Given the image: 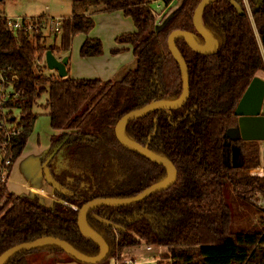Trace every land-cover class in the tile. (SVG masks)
I'll use <instances>...</instances> for the list:
<instances>
[{"label":"trees","instance_id":"1","mask_svg":"<svg viewBox=\"0 0 264 264\" xmlns=\"http://www.w3.org/2000/svg\"><path fill=\"white\" fill-rule=\"evenodd\" d=\"M174 1L72 0L69 34L87 37L79 50L82 58L104 53L102 41L89 37L96 13L121 12L133 20L135 31L118 37L116 43L131 48L137 69L117 82L48 73L47 51L57 56L69 53L46 43L48 20L37 19L28 32L15 30L0 16V123H13L14 112L20 114L6 174L24 154L38 120L33 112L36 100L47 93L50 127L59 133L51 138L50 154L63 143L49 168L72 193L66 197L55 192L61 202L45 206L37 196L10 193L0 172V256L14 246L53 237L97 257L101 250L79 229L81 208L96 199H129L168 179L164 166L126 149L115 128L127 114L147 105L181 99L182 71L168 40L173 31H183L198 47H205L194 26L195 10L204 0H185L170 13ZM159 2L165 7L162 13L153 9ZM233 3L245 14H238ZM257 3L217 0L203 11L201 26L214 47L207 55L189 48L184 38H175V48L188 66V101L176 110L143 115L122 133L174 165L176 182L138 204L101 206L87 216L89 230L110 249L108 258L98 264H109L142 242L170 247L174 260L164 264H264V211L254 202L264 197V174L251 175L262 163L259 145L227 136L238 125L235 110L243 94L259 73L264 74L258 39L264 34V1L254 13ZM157 23L160 28L153 31ZM1 77L14 90L5 104ZM190 250L194 255L188 256ZM37 252L55 254V264L64 263V257L84 264L53 246L18 254L6 264H29V256Z\"/></svg>","mask_w":264,"mask_h":264},{"label":"water","instance_id":"2","mask_svg":"<svg viewBox=\"0 0 264 264\" xmlns=\"http://www.w3.org/2000/svg\"><path fill=\"white\" fill-rule=\"evenodd\" d=\"M2 1L3 0H0V2ZM216 1L217 0L202 1L194 13L195 15L194 16V26L205 40L204 48L198 47L193 41L191 35L183 31H173V34L170 36L168 40L169 49L173 57L176 59V61L180 65L181 71H182V81H184V85H183V93H182V96L180 97L181 99L173 104L159 102V103H152L150 105H147L143 107V109L141 110L127 114L126 117L123 118L117 124L115 128V133L117 135L118 141L126 149L128 148L134 152H137L141 156L143 157L145 156L150 161L158 165L164 166L169 173L168 179L162 182L161 184L151 186L145 189L144 192L134 197H131L129 199H112V200L96 199L95 201L89 202L81 208V210L79 211V215H78L79 229H80V232L86 238L92 241L101 250L100 254L97 257H88L82 253H79L77 250H74L65 241L63 242L53 237H47V238L37 239L31 243L17 245V246H14V248H11L5 251V253H3L0 256V264L8 263L12 258H14L18 254H21L24 252H31L38 248L47 247V246H53L62 251H65L67 254L72 256L74 259H76L80 263L81 262L85 264L101 263L108 258L110 254V249H108V246L106 245V243L98 235L96 236L94 233H92L89 230L87 226V216L97 207H101V206L129 207L130 205L138 204L140 202L145 201V199H147L149 196L162 192L163 190L169 189L175 184L176 179H177V170L175 166L172 165L169 161H167L163 157H159L158 155L153 153L147 147H141L129 141L128 139L124 137L122 131L127 126L128 123L142 118L143 115H146L153 111H159V110H165V111L176 110L182 107L188 101L189 99L188 97L190 93L188 66L185 64V61L179 54L178 50L175 48L174 41H175V38L182 37L185 39L189 48H192L195 52L203 54V55L209 54L214 48L213 40L210 34L204 31L201 26V16H202L201 14L209 5L215 3ZM263 1L264 0H258V3L254 9V13H256L257 11L261 9L263 5ZM233 6L237 10L238 14H242V15L245 14V12L243 11L240 5L233 3ZM260 40L264 48V34H262V36L260 37ZM46 53L47 54L45 57V61H46L47 69H49L50 71L56 72L58 76H60L61 78L67 77L68 70L66 69V67L68 65L69 58L64 57L62 59H59L55 56L54 52L52 51H47ZM263 107H264V79L257 76L256 78H254V80L251 82L248 89L243 94L242 100L240 101V103L238 104L235 110L236 116L239 118L238 125L236 128L230 129L228 131L227 133L228 138L229 139L240 138L242 141L244 140L246 142L264 141V113L262 112ZM62 145L63 143L61 144V146H58L57 148H55L52 151V154L45 160V163L43 164V177H44V181H46V183L50 185L54 189L55 192L61 195L70 197L72 196L71 191H69L63 185H60L55 180V178L52 175L51 169L48 166V163L52 161V159L61 149Z\"/></svg>","mask_w":264,"mask_h":264},{"label":"rangeland","instance_id":"3","mask_svg":"<svg viewBox=\"0 0 264 264\" xmlns=\"http://www.w3.org/2000/svg\"><path fill=\"white\" fill-rule=\"evenodd\" d=\"M184 0H175L173 5L169 8L172 13L178 8ZM72 0H5L0 2V15L7 20L21 21L24 18H46L50 22H61V27L58 35L49 27H46L44 36L46 37V43L48 45L57 46L67 45L69 42V53L70 54V73L71 78L81 79H101L106 82L108 79H121L122 72H129L130 70L137 69L136 59L131 49H125L122 53H113L114 49L119 48L116 43L118 37L123 36L126 33H132L136 27L133 20L129 17L124 16L120 12L114 13H96V23L94 29L89 34L90 38L98 37L102 41L103 55L91 58H82L80 55V47L86 36L77 34L74 38L69 34V25L72 14ZM154 11H161L165 9L164 5L159 2L153 5ZM160 25L157 23L153 26V31H156ZM53 71H48V73ZM262 79L264 74L259 73ZM120 77V78H119ZM48 94L43 93L37 100L34 106L33 112L37 115V123L31 138L28 141V147L36 148L38 145L44 147H50L51 138L54 134L50 127V119L48 118L49 110L47 108ZM264 113V107L262 109ZM14 117L17 121H20V114L18 111L14 112ZM264 141L256 142L259 145V156L264 158ZM27 147V148H28ZM48 151V150H47ZM46 151V152H47ZM48 153V152H47ZM46 153V154H47ZM33 153H29L25 161L31 160ZM46 156V155H45ZM45 158V157H44ZM24 161V162H25ZM24 169V166H21ZM26 171V169H24ZM31 172L32 169H31ZM7 176V174H5ZM47 205V204H45ZM261 215H259L260 217ZM194 250L188 251L189 255H194ZM48 253L37 252L31 254L28 258L29 264H55V259ZM171 254L168 249L163 248L161 251L159 248L146 247L144 243L139 246L130 247L126 250V260H133L137 264H161ZM48 255L47 258L45 256ZM63 260L71 261L70 258L64 257ZM114 259L109 264L113 263Z\"/></svg>","mask_w":264,"mask_h":264},{"label":"crops","instance_id":"4","mask_svg":"<svg viewBox=\"0 0 264 264\" xmlns=\"http://www.w3.org/2000/svg\"><path fill=\"white\" fill-rule=\"evenodd\" d=\"M95 16H96V14L93 16V18L95 19V23H96ZM37 19H39V18H37ZM46 20H48V27H50L49 26V19H46ZM68 30L70 31V25H69ZM91 37H93V36H91ZM86 38H85V40H86ZM93 38L100 39L98 37H93ZM258 39H259V44L261 46V50H262L263 57H264V48L261 44L260 36L258 37ZM84 41H83V43H84ZM82 44H81V46H82ZM55 46L58 47L56 44H55ZM60 47L62 49H67L68 50L67 52H69V50H70L69 42L67 43V45H61ZM119 48H121V49L127 48V50L131 49L129 46H124V47L119 46ZM55 56L59 59H62L64 57L69 58V62H68L66 69L68 70V73H70V68H69L70 59H71L70 54L68 55V53L67 54L62 53L58 56L57 55H55ZM135 63L137 66V59H136ZM131 71H134V70H130L129 72H131ZM129 72H122L121 79L115 80V79L110 78L107 81H109V80L114 81V82L121 81L125 77V75ZM73 79H75V78H73ZM78 79H81V78H78ZM95 79H98V78H95ZM99 80H101V79H99ZM58 134H59L58 132H54L53 135H58ZM49 149H50V147H48V145L44 146V147L38 145L36 148H31V147L26 148V150L24 151V154L13 165L11 174L9 176H7L6 181H7V186H8L10 193H12V194L15 193L16 195L24 196V197L37 196L40 199V201L44 205L47 204V206H51L55 202H60L58 200V198L55 196V192H54L53 188L50 185H48L46 183V181H44V177H43L42 161L45 159L44 158V157H46L45 155H47L49 153L48 152ZM29 153H33L34 155L31 158V160L25 161L26 157L28 156ZM21 166H24V169H26V171L24 169H22ZM31 169L33 172H31ZM2 206H3V203H2V201H0V208ZM48 255H51L52 257H54V259L57 258V256L55 254L49 253ZM48 255H46L45 258H47ZM57 264H74V263L64 262V263H57Z\"/></svg>","mask_w":264,"mask_h":264},{"label":"built area","instance_id":"5","mask_svg":"<svg viewBox=\"0 0 264 264\" xmlns=\"http://www.w3.org/2000/svg\"><path fill=\"white\" fill-rule=\"evenodd\" d=\"M1 16V15H0ZM9 21V24L15 29V30H26L28 32H31L33 30V26L35 24L38 23L37 19H29V18H24L21 21H13V20H7ZM61 22L57 21V22H50V31L52 30L55 34H58L60 32L61 29ZM1 73V71H0ZM16 77H13L12 80H15ZM1 82H2V91H1V98H2V102L1 104H5L6 102H8L11 98H13L14 95V90L9 89L8 86H6V79L1 77ZM14 122L13 123H9L8 121H3L2 123H0V172L2 173V181H6L7 180V176H5L6 174V168L9 167L10 165H12V154L11 152V143H12V139H13V135H15L18 132V124H17V120L15 118H13ZM264 145V142H263ZM261 158V157H260ZM261 166L259 169L254 170L251 172V175L253 176H261L264 174V158H261ZM255 204L264 211V197L259 196L256 198V200L254 201ZM143 243V242H142ZM149 248H159L160 251L163 248H166L169 250V252L171 254H169L167 256V258L164 260V262H161V264L164 263H170L173 262L174 260V256H173V252L172 249L169 247H150V246H146ZM180 249V247H179ZM114 262L111 264H137L135 261L133 260H126V257L124 254H120L117 255L114 260Z\"/></svg>","mask_w":264,"mask_h":264},{"label":"flooded vegetation","instance_id":"6","mask_svg":"<svg viewBox=\"0 0 264 264\" xmlns=\"http://www.w3.org/2000/svg\"><path fill=\"white\" fill-rule=\"evenodd\" d=\"M59 146H61V145H59ZM57 147H58V146H57ZM57 147H56V148H57ZM50 148H51V142H50ZM54 149H55V148H54ZM54 149H53V150H54ZM49 150H50V149H49ZM53 150H52V151H53ZM48 152H49V151H48ZM51 154H52V153H51ZM51 154H50V152H49V153L46 155L45 159L42 161V169H43V164L45 163V160H46ZM57 154H58V153H57ZM57 154H56V155H57ZM236 155H237V154L234 153V158H236ZM49 164H50V162L48 163V166H49ZM50 169H51V168H50ZM51 172H52V171H51ZM52 175H53V174H52ZM53 190H54V189H53ZM54 192H55V191H54ZM60 195H61V194H60ZM66 197H67V196H66ZM60 202H61V201H60ZM72 207L75 208L74 206H72ZM100 252H101V251H100ZM68 255H69V254H68ZM71 257H72V256H71ZM75 260H76V259H75ZM76 261H77V260H76ZM65 262H66V263H74V264H77V263L72 262V261H65ZM79 263H80V262H79ZM81 263H82V262H81ZM84 264H85V263H84Z\"/></svg>","mask_w":264,"mask_h":264}]
</instances>
